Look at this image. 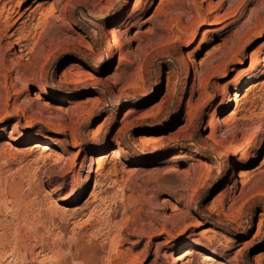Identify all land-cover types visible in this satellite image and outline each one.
<instances>
[{
    "label": "rangeland",
    "instance_id": "rangeland-1",
    "mask_svg": "<svg viewBox=\"0 0 264 264\" xmlns=\"http://www.w3.org/2000/svg\"><path fill=\"white\" fill-rule=\"evenodd\" d=\"M126 1H1L0 264H264V0Z\"/></svg>",
    "mask_w": 264,
    "mask_h": 264
},
{
    "label": "bare ground",
    "instance_id": "bare-ground-1",
    "mask_svg": "<svg viewBox=\"0 0 264 264\" xmlns=\"http://www.w3.org/2000/svg\"><path fill=\"white\" fill-rule=\"evenodd\" d=\"M1 1L2 0H0V5H1ZM127 2H128V0L126 1V4H127ZM5 6H6V4H3L2 5V7H1V10H3L4 8H5ZM28 10H26V12H27ZM15 16L14 17H12V18H9V19H6V21H5V26H3L4 27V35L5 36H7V33H8V31L11 29V28H13V27H15L16 25H18L19 24V22H20V20L24 17V15H25V13H22V14H19V12L17 13V14H14ZM32 15H33V13L32 12H30L29 13V15L28 16H26L27 17V19H26V21L28 22L29 20H31L30 18L32 17ZM17 17V19L16 20H14L15 18ZM26 21L25 22H23V23H21L20 24V27H18L17 28V39L16 40H14V41H12V46H14V47H17L18 48V54L19 55H21V54H23V52L25 51V45L23 44L24 42H25V40H26V36H24V30H25V28H26ZM32 21V20H31ZM30 22V21H29ZM30 25H32V24H30ZM29 28V27H28ZM30 29H31V27H30ZM33 29V28H32ZM31 31V30H30ZM26 32V31H25ZM29 32V31H28ZM32 32V31H31ZM12 36H10V37H13V36H15L14 34H11ZM30 35V34H29ZM2 36V35H1ZM0 36V37H1ZM114 42V44H116V40H114L113 41ZM203 46H200V47H198L197 48V51H199L201 48H202ZM0 49H1V44H0ZM116 51H118V46H117V44H116V49H115ZM3 62V61H2ZM254 71H255V69L254 68H252V69H250V71H248L245 75H243L240 79H239V82H237V85H240V84H242L244 81H246V79H248V78H250L251 76H253V74H254ZM25 91H26V89H24ZM39 95V94H38ZM36 98V97H35ZM40 99V98H39ZM37 100V99H36ZM263 142V141H262ZM32 148V147H31ZM33 149H40V150H47V148L45 147V146H43V145H41L39 142H36V143H34L33 144ZM35 150V151H36ZM52 153V155L53 156H56L55 155V153L54 152H51ZM242 161H246L248 158H247V155H241V158H240ZM190 245V244H189ZM191 253H195V254H197L198 256H200V257H202V258H204L206 261H204V262H206V263H208V264H222L221 263V261L217 258V257H215V256H213V255H211V254H207V253H201V252H198V251H195V250H192V249H190V250H188V249H185L184 251H182L181 253H178V254H176L174 257H170V260L174 263V264H184L185 262H186V260L188 261V258H189V256L191 255ZM170 261V262H171Z\"/></svg>",
    "mask_w": 264,
    "mask_h": 264
}]
</instances>
